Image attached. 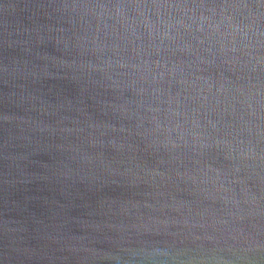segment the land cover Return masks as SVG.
Instances as JSON below:
<instances>
[{
    "label": "clouds",
    "instance_id": "1",
    "mask_svg": "<svg viewBox=\"0 0 264 264\" xmlns=\"http://www.w3.org/2000/svg\"><path fill=\"white\" fill-rule=\"evenodd\" d=\"M0 264H264V0H0Z\"/></svg>",
    "mask_w": 264,
    "mask_h": 264
}]
</instances>
